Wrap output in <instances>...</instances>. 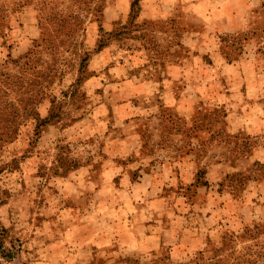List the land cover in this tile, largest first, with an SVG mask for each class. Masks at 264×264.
Listing matches in <instances>:
<instances>
[{
  "label": "rangeland",
  "instance_id": "1",
  "mask_svg": "<svg viewBox=\"0 0 264 264\" xmlns=\"http://www.w3.org/2000/svg\"><path fill=\"white\" fill-rule=\"evenodd\" d=\"M104 3L0 14V264H264L262 141L206 104L208 44L183 47L181 21L140 18L141 1L112 3L125 18L106 29ZM251 5L214 52L233 63L252 44L264 70Z\"/></svg>",
  "mask_w": 264,
  "mask_h": 264
},
{
  "label": "crops",
  "instance_id": "2",
  "mask_svg": "<svg viewBox=\"0 0 264 264\" xmlns=\"http://www.w3.org/2000/svg\"><path fill=\"white\" fill-rule=\"evenodd\" d=\"M43 1L0 0V14H9L11 19L16 20L23 16H17V14H38ZM118 1H124L127 4L130 2V0H105L103 11L105 28L108 26L111 28L114 21L125 18V14L117 13L113 7V4ZM257 2L258 0H141L140 18L147 21L176 18L181 21L182 26L186 27V37L182 41L183 47L203 50L205 47L196 46L197 41L200 40L198 43L201 45L208 44L207 50L203 51L213 56V65L218 69L212 70L211 74L208 73L204 80H201L209 86L205 92L206 104L211 111L214 109L221 111L223 127L227 134L237 135L244 132L251 139L260 138L262 142L257 148L261 150L258 154L263 155V158L261 160L257 158V161L264 162V70L256 68L255 48L252 44L247 45L243 55L237 61L228 63L214 52V49H217V43L213 41V36L216 34L244 32L247 15L245 12L249 6L252 7L251 4ZM191 18L201 22V29L194 31L195 29L188 26ZM25 19H28V16ZM27 22L30 25L29 32L21 33L23 38L18 43L20 46L28 40L27 37L32 40L37 36L34 24L31 21ZM2 36L0 32V52L5 49ZM208 46L211 47L208 48ZM173 66L175 68L177 64ZM216 70L219 71L215 73ZM169 77H171L169 80L175 81L178 80L179 75L173 72ZM193 80L197 82L195 78ZM147 82H152L150 77ZM151 96L152 92H149L147 98ZM168 97L172 98L170 95ZM253 160L256 159L253 158Z\"/></svg>",
  "mask_w": 264,
  "mask_h": 264
},
{
  "label": "trees",
  "instance_id": "3",
  "mask_svg": "<svg viewBox=\"0 0 264 264\" xmlns=\"http://www.w3.org/2000/svg\"><path fill=\"white\" fill-rule=\"evenodd\" d=\"M141 1V0H130V11L132 10V8L138 4V2ZM130 14V12H129Z\"/></svg>",
  "mask_w": 264,
  "mask_h": 264
}]
</instances>
